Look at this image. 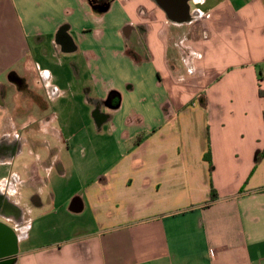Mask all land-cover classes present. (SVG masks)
<instances>
[{
	"label": "crops",
	"instance_id": "0c3cea01",
	"mask_svg": "<svg viewBox=\"0 0 264 264\" xmlns=\"http://www.w3.org/2000/svg\"><path fill=\"white\" fill-rule=\"evenodd\" d=\"M94 1L0 0L14 264H264V0H167L183 22L165 0ZM12 86L50 122L16 121ZM83 92L104 122L61 123Z\"/></svg>",
	"mask_w": 264,
	"mask_h": 264
},
{
	"label": "rangeland",
	"instance_id": "374dc122",
	"mask_svg": "<svg viewBox=\"0 0 264 264\" xmlns=\"http://www.w3.org/2000/svg\"><path fill=\"white\" fill-rule=\"evenodd\" d=\"M3 81H5L3 79ZM32 86V84H30ZM17 87L16 86H12V93L11 95H9L8 97H11L10 100H8L9 104H8V107H11V114L13 115L12 117L16 116L15 113L17 114L18 112H20V110L24 109L26 111H29L31 112V116H23V115H20V113L18 114V116L14 117L16 121H19V120H31V119H37V118H40V117H44V116H47L48 113H51L52 110L51 109H39V107H35L34 105H32V102L31 101H28V99L24 98L25 96H27L26 94H30V90L27 91L28 93H24L21 100L18 98L20 96L21 93L17 94L15 93ZM17 91H19L17 89ZM17 96H16V95ZM15 95L17 98H15ZM85 95H84V92L83 94L81 93V99H80V104H81V111L82 112H78L77 110H73L72 107L70 106V103L68 101V99L65 100V107H66V111L64 113V116L65 117H60V121L61 123L64 122L67 118V116L69 115V118H70V122L71 124H75L76 126H79V125H83L84 123L88 124V125H94V123H103L106 115L104 113V110L98 108L94 102H92L93 99H91V108L88 109V107L86 105H84L85 103V99H84ZM46 98V97H45ZM33 102H36L37 100H32ZM38 102L40 104H46V100H42V99H38ZM29 104L31 105V109H33L32 111H30L29 109H26L27 107H29ZM34 104V103H33ZM47 105H49V108H51V101H47ZM22 110V111H24ZM55 110V109H54ZM35 113H37V115H34ZM11 117V118H12ZM109 140V138H107ZM113 144L111 142L108 141V151L111 152V154L113 155L112 151H114L113 148ZM114 156V155H113Z\"/></svg>",
	"mask_w": 264,
	"mask_h": 264
},
{
	"label": "water",
	"instance_id": "95a60500",
	"mask_svg": "<svg viewBox=\"0 0 264 264\" xmlns=\"http://www.w3.org/2000/svg\"><path fill=\"white\" fill-rule=\"evenodd\" d=\"M161 8L167 15V11L171 12L173 10L179 11L178 19L171 20L172 22H183L187 20L189 7L187 4H167L165 2L160 3ZM106 10V8L104 9ZM1 225V224H0ZM15 236L11 229L0 226V264H14L16 251Z\"/></svg>",
	"mask_w": 264,
	"mask_h": 264
},
{
	"label": "trees",
	"instance_id": "16d2710c",
	"mask_svg": "<svg viewBox=\"0 0 264 264\" xmlns=\"http://www.w3.org/2000/svg\"><path fill=\"white\" fill-rule=\"evenodd\" d=\"M90 1V4L93 8H100V9H105L108 7V2H105V3H96V1L94 0H89ZM13 76V75H12ZM258 96L260 98H264V90H261L259 89L258 90ZM119 103H120V95L118 92L116 91H111L106 100H105V104L106 106L109 108V109H116L118 106H119ZM264 115V114H263ZM260 157H257L256 161H255V165L260 161ZM205 160H207V162L209 163V167L210 169L212 168L211 166V163H210V159H209V154H206L205 155ZM216 199V195L214 193V191L212 190L211 191V194H210V202H213L214 200Z\"/></svg>",
	"mask_w": 264,
	"mask_h": 264
},
{
	"label": "flooded vegetation",
	"instance_id": "af4514ba",
	"mask_svg": "<svg viewBox=\"0 0 264 264\" xmlns=\"http://www.w3.org/2000/svg\"><path fill=\"white\" fill-rule=\"evenodd\" d=\"M16 82H17V85L19 86V89H23L25 87L24 84L21 81L16 80ZM51 118L52 117L50 115H47V116L44 117V121L45 122H50Z\"/></svg>",
	"mask_w": 264,
	"mask_h": 264
}]
</instances>
